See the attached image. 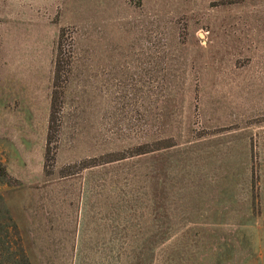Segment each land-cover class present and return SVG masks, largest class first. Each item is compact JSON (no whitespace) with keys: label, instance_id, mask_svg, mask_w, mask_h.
<instances>
[{"label":"rangeland","instance_id":"obj_1","mask_svg":"<svg viewBox=\"0 0 264 264\" xmlns=\"http://www.w3.org/2000/svg\"><path fill=\"white\" fill-rule=\"evenodd\" d=\"M7 217L29 264H264V0H0Z\"/></svg>","mask_w":264,"mask_h":264},{"label":"trees","instance_id":"obj_2","mask_svg":"<svg viewBox=\"0 0 264 264\" xmlns=\"http://www.w3.org/2000/svg\"><path fill=\"white\" fill-rule=\"evenodd\" d=\"M66 28L60 27L57 31L55 40V52L57 53L60 41L65 32ZM55 53V55H56ZM56 61L54 60V66ZM58 64V63H57ZM50 107V105H49ZM51 121V120H50ZM53 130L51 122L48 121L46 129V142L49 140V134ZM48 137V138H47ZM44 159H45V148H44ZM9 222L0 220V264H29L26 256L17 247L12 235H14L15 224L7 217Z\"/></svg>","mask_w":264,"mask_h":264}]
</instances>
